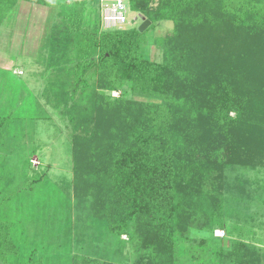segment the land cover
Segmentation results:
<instances>
[{
	"label": "trees",
	"instance_id": "16d2710c",
	"mask_svg": "<svg viewBox=\"0 0 264 264\" xmlns=\"http://www.w3.org/2000/svg\"><path fill=\"white\" fill-rule=\"evenodd\" d=\"M21 2L47 13L40 96L67 131L71 174L31 168L49 115L10 83L0 264H264L257 242L213 235L264 224V0H125L143 32L103 29L99 0H0V27ZM165 22L151 58L146 34Z\"/></svg>",
	"mask_w": 264,
	"mask_h": 264
},
{
	"label": "rangeland",
	"instance_id": "374dc122",
	"mask_svg": "<svg viewBox=\"0 0 264 264\" xmlns=\"http://www.w3.org/2000/svg\"><path fill=\"white\" fill-rule=\"evenodd\" d=\"M89 9L94 14L96 11L98 12V7L96 8V6L90 5ZM46 17L47 13L45 9L21 2L18 4L17 10L0 27V92H3V90L8 92L9 84L16 82L19 86H24L25 90L27 89L25 85H27L28 90L39 97V102L48 112L49 119L38 120L36 122L37 127L34 133L35 145L39 146L40 149L31 158V168L43 170L50 179L57 181L59 177H70L71 163L70 154L67 149V131L64 128V124L60 117L44 104L40 96L44 87V80L40 76L43 67L35 62L37 55H34V51L37 50L36 48L40 44V37L45 29ZM141 23L142 20L139 14L133 12L127 14V28L138 29ZM171 28L172 23L165 22L158 26H153L146 34L148 43L146 51L148 50L151 58L159 59L155 48L152 46L153 38L164 36L171 31ZM149 45L150 48L148 49ZM11 70L14 73L20 72V76H14ZM115 94L118 93L115 92ZM258 176H261L264 180V170H259ZM227 208L229 211L232 209V206H227ZM262 212H264V209ZM238 213L240 212L237 211ZM232 214L235 213L232 212ZM247 219H241V222L244 223ZM260 221L262 222L263 219ZM241 222L237 221L235 225L241 228ZM215 224H219L218 219ZM251 225L249 222L248 227ZM251 227H253V230L250 233H255L254 236L257 238L252 237L251 234L247 238L250 240L252 237L254 239L253 243L256 244L257 242L259 246L264 247V224L258 225L254 223ZM239 228L238 231L240 230ZM225 230L231 235V238L233 235L237 236L241 233L239 231V233L233 234L228 227H225ZM225 240H227V236Z\"/></svg>",
	"mask_w": 264,
	"mask_h": 264
},
{
	"label": "built area",
	"instance_id": "2783aa9c",
	"mask_svg": "<svg viewBox=\"0 0 264 264\" xmlns=\"http://www.w3.org/2000/svg\"><path fill=\"white\" fill-rule=\"evenodd\" d=\"M85 1V0H76ZM100 21L103 29H121L126 26L127 14L130 12L125 0H99ZM16 74H21L16 72ZM113 96H117L115 92ZM216 238H225V232L221 229L213 231Z\"/></svg>",
	"mask_w": 264,
	"mask_h": 264
},
{
	"label": "crops",
	"instance_id": "0c3cea01",
	"mask_svg": "<svg viewBox=\"0 0 264 264\" xmlns=\"http://www.w3.org/2000/svg\"><path fill=\"white\" fill-rule=\"evenodd\" d=\"M240 232H243V230L242 229H240L239 230ZM239 231H238V228L236 229V230H234V231H232L233 232V234H236V233H239ZM226 232V231H225ZM249 234H251L252 235V237H254V238H257L256 236H254V234L255 233H250V232H244V233H240V234H238L237 236H235V235H233L232 236V238L230 237L231 235L230 234H227V233H225V235L227 236V241L229 242L230 240H242L243 242H247V243H250V242H252V241H254V239L251 237L250 238V240L247 238V236H250ZM225 236V237H226ZM246 236V237H245ZM226 241V242H227Z\"/></svg>",
	"mask_w": 264,
	"mask_h": 264
},
{
	"label": "water",
	"instance_id": "95a60500",
	"mask_svg": "<svg viewBox=\"0 0 264 264\" xmlns=\"http://www.w3.org/2000/svg\"><path fill=\"white\" fill-rule=\"evenodd\" d=\"M142 23L138 28L139 32H143L144 30H146L149 26H150V22L148 20H145L143 18H141Z\"/></svg>",
	"mask_w": 264,
	"mask_h": 264
}]
</instances>
